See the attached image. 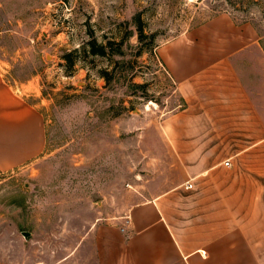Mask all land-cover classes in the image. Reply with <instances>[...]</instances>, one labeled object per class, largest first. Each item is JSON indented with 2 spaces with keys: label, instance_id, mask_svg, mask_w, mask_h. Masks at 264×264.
<instances>
[{
  "label": "rangeland",
  "instance_id": "1",
  "mask_svg": "<svg viewBox=\"0 0 264 264\" xmlns=\"http://www.w3.org/2000/svg\"><path fill=\"white\" fill-rule=\"evenodd\" d=\"M223 13L252 23L264 51V0H0V68L47 140L0 172V264H97L108 229L168 189L147 137L183 102L157 55Z\"/></svg>",
  "mask_w": 264,
  "mask_h": 264
},
{
  "label": "crops",
  "instance_id": "2",
  "mask_svg": "<svg viewBox=\"0 0 264 264\" xmlns=\"http://www.w3.org/2000/svg\"><path fill=\"white\" fill-rule=\"evenodd\" d=\"M260 40L223 13L160 47L183 105L156 122L147 155L171 182L108 229L97 264H264ZM46 142L43 114L0 68V172L37 159Z\"/></svg>",
  "mask_w": 264,
  "mask_h": 264
},
{
  "label": "trees",
  "instance_id": "3",
  "mask_svg": "<svg viewBox=\"0 0 264 264\" xmlns=\"http://www.w3.org/2000/svg\"><path fill=\"white\" fill-rule=\"evenodd\" d=\"M137 31H138V34H139V38L141 40L147 38V35H145V33H144V28H143V25H142L141 22H139L138 25H137ZM91 44L94 46V49H95L93 51L94 54L101 55V56H106V54H107L106 49L107 48L104 45H99V47H97V46H95V44H96L95 41L91 42ZM123 44H124V41L122 40L121 43H119V45H118V48L119 49H117L118 50L117 53L120 54V55L123 54V51L121 50V47L123 46ZM65 59L68 60V62L70 63V65H72L73 62H74L71 59V56L70 55H67L65 57ZM105 75H107V72H104V77H105Z\"/></svg>",
  "mask_w": 264,
  "mask_h": 264
},
{
  "label": "water",
  "instance_id": "4",
  "mask_svg": "<svg viewBox=\"0 0 264 264\" xmlns=\"http://www.w3.org/2000/svg\"><path fill=\"white\" fill-rule=\"evenodd\" d=\"M24 237H26V239H28V237L31 235L29 232H24L23 233Z\"/></svg>",
  "mask_w": 264,
  "mask_h": 264
}]
</instances>
